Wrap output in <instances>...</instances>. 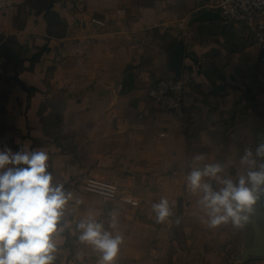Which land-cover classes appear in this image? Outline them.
Segmentation results:
<instances>
[{"label":"crops","instance_id":"crops-1","mask_svg":"<svg viewBox=\"0 0 264 264\" xmlns=\"http://www.w3.org/2000/svg\"><path fill=\"white\" fill-rule=\"evenodd\" d=\"M13 1L0 13V149L45 150L70 194L52 264H101L78 239L90 218L123 236L115 264H264L238 259L254 226L264 239V192L239 226L209 228L185 179L218 162L235 182L250 170L245 149L264 164V66L249 30L224 25L218 0ZM166 77L186 82L175 113L147 96ZM88 178L118 197L84 191ZM161 198L171 215L157 223Z\"/></svg>","mask_w":264,"mask_h":264},{"label":"clouds","instance_id":"clouds-1","mask_svg":"<svg viewBox=\"0 0 264 264\" xmlns=\"http://www.w3.org/2000/svg\"><path fill=\"white\" fill-rule=\"evenodd\" d=\"M257 157H264V143L256 146ZM253 152L245 149L241 164L249 165L246 175H239L234 182L221 176L220 163H207L190 170L185 179L187 185L202 192L198 203L209 217V228H217L229 220L239 226L264 192V164L255 170ZM203 160V154L195 157ZM49 155L43 149L13 151L5 146L0 149V264H52L56 251L54 235L63 231L58 223L63 217L70 198L62 184H53L48 171ZM207 177L220 187L213 189ZM156 222H163L171 215L169 202L161 198L152 205ZM115 227V224H113ZM78 239L93 246L100 254L101 264H115L123 243V236L113 235L103 224L94 219L77 224Z\"/></svg>","mask_w":264,"mask_h":264},{"label":"built area","instance_id":"built-area-1","mask_svg":"<svg viewBox=\"0 0 264 264\" xmlns=\"http://www.w3.org/2000/svg\"><path fill=\"white\" fill-rule=\"evenodd\" d=\"M14 4L13 0H0V13ZM218 14L224 25L240 24L249 30L258 45V60L264 66V0H218ZM186 82L181 77H166L155 81L147 90V96L160 112L175 113L181 108L185 95ZM83 190L107 198H116L119 187L102 180L88 178ZM122 201L138 206V202L127 195L119 197Z\"/></svg>","mask_w":264,"mask_h":264},{"label":"water","instance_id":"water-1","mask_svg":"<svg viewBox=\"0 0 264 264\" xmlns=\"http://www.w3.org/2000/svg\"><path fill=\"white\" fill-rule=\"evenodd\" d=\"M257 227H253L249 235L248 241L240 252L238 259L244 260L249 257H263L264 256V239L261 238Z\"/></svg>","mask_w":264,"mask_h":264}]
</instances>
